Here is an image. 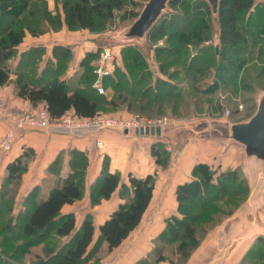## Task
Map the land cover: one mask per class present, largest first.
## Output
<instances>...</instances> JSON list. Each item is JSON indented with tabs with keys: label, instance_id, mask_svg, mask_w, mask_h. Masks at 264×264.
I'll return each mask as SVG.
<instances>
[{
	"label": "trees",
	"instance_id": "1",
	"mask_svg": "<svg viewBox=\"0 0 264 264\" xmlns=\"http://www.w3.org/2000/svg\"><path fill=\"white\" fill-rule=\"evenodd\" d=\"M46 1L0 0V85L13 83L16 95L34 106L43 104L52 119L68 110L93 117L104 114L103 108H124L149 116L167 111L182 115L183 109L200 110L206 103L222 109L215 103L219 93H227V104L234 95L246 94L244 102L254 110L252 95L261 85L256 86V81L264 78V69L258 67L264 62V2L220 0L214 44L211 40L216 32L209 4L204 0H170L169 11L150 32L151 40L167 36V45L156 48L164 77L153 79L145 56L137 47L127 46L123 66L103 79L104 87L108 83L114 86V95L108 97L93 86L95 74L90 62L97 50L87 51L80 68L67 76L73 59L70 45L19 47L28 33L37 37L64 26L98 31L118 12L126 17L137 13L126 11L127 0H55V11ZM189 45L197 50L193 57ZM156 137L151 154L157 164L166 166L171 151L161 136ZM35 157V151L25 147L7 164L0 181V264H99L140 224L153 198L155 174L140 177L129 172L124 181L105 161L90 185V203L95 206L115 191L122 201L96 233L91 213L78 225L73 212L62 211L64 205L84 196L88 159L79 151L72 154L65 174L61 172L62 156L47 168V172L57 173L53 185L45 189L36 185L17 202L23 175ZM248 194L240 168L218 170L197 162L191 179L176 186L178 213L165 219L152 253L135 264H185L206 234L231 216ZM257 245L263 248L256 250L255 241L239 264L264 260V237L258 238ZM168 246L174 248L176 257L166 255Z\"/></svg>",
	"mask_w": 264,
	"mask_h": 264
},
{
	"label": "crops",
	"instance_id": "2",
	"mask_svg": "<svg viewBox=\"0 0 264 264\" xmlns=\"http://www.w3.org/2000/svg\"><path fill=\"white\" fill-rule=\"evenodd\" d=\"M60 34L63 32L46 33L37 37L26 36L19 49L23 50L37 44H43L48 48L55 43L66 44V41L60 40L65 36L61 37ZM91 49H87L86 52ZM83 56L84 52L75 53L69 76L78 70ZM0 100L17 111L43 107V104L34 106L28 100L16 95L13 83L0 85ZM242 109L235 108V111L240 112ZM256 109L257 98L253 112L251 111L246 118L252 116ZM231 114L224 113L213 117L212 119L223 120L222 123H206L200 134L188 136L185 140L180 138L181 133L175 132L178 128L183 130L186 124L182 123L185 122L178 121L173 124L180 125L177 129L171 128L168 133L170 136L161 137L167 142L168 147L172 148L166 166L157 164L151 154V145L158 140L156 135L122 133L110 129L98 135L70 137L62 134L48 135L37 130H16L12 149L0 155V181L5 174L7 164L21 154L25 147H31L36 153L28 171L23 175L20 192L25 194L40 184L41 178L47 173V168L58 156H62V167H70L69 161L75 151L84 154L88 159L86 181L90 183L98 176L105 161L111 172L121 173L124 181L127 180L129 172L140 177L155 174L153 198L142 221L118 247L101 259L103 264H135L140 258L152 253L154 240L163 230L165 219L178 213L175 189L179 183L191 179L194 164L205 162L218 170L240 168L246 180L248 179V187H251L250 195L248 194L243 202H246L244 207L237 208L231 216L212 228L185 263L239 264L253 243L255 241L257 243L259 237H264V160L256 156V167H251L254 159L246 154L242 144L230 138L228 123L240 121L231 118ZM195 118L186 120V123L194 121ZM10 127L9 123L0 120V136ZM97 141L103 143L102 148L98 147ZM121 201L118 191H115L109 199L92 206L90 196L86 192L82 200L64 205L62 211L73 212L78 225L88 213H91L97 233L98 226L109 217Z\"/></svg>",
	"mask_w": 264,
	"mask_h": 264
},
{
	"label": "rangeland",
	"instance_id": "3",
	"mask_svg": "<svg viewBox=\"0 0 264 264\" xmlns=\"http://www.w3.org/2000/svg\"><path fill=\"white\" fill-rule=\"evenodd\" d=\"M146 1L147 0H127L126 11L127 12L131 11L133 13H137V15L135 17H131L130 13H128V16L126 17L125 15H122L123 13L118 12L116 15V18L112 22L105 24L104 28L100 29L98 31H92V30H88V29L69 30L65 26L61 30L57 31V32H60V31L63 32V34H60V36L61 37L65 36V37L62 39H60L61 38L60 37L59 39L66 41L67 43L65 45H70L73 49V59L69 63V67H68V70L66 73L67 76H69L71 74L69 72V70H70L71 65L73 64L75 53L84 52V54H85L86 50L89 48H92L90 51H94V47H96L97 52H96V56L92 59V61L97 57L99 51H101L104 48H108L117 54L115 56L113 72L105 75V76H112L115 72V69L117 67H119V65L123 66V64H124V57H125L124 56V48L127 46H135L141 51L143 56H145V60L147 62L149 71L152 74V78L156 79L158 76L164 77L160 71L159 62L156 58V48L165 47L167 45V42H166L167 36L164 35V36H162L156 40H151L150 32L154 26L151 28L150 31H148L146 34H144L142 36L132 37V36L128 35L130 27L133 25V23L139 17V14L141 13L142 9L144 8V4ZM204 1H206V0H204ZM257 1H258L257 2L258 4L261 2H264V0H257ZM46 5H47V7H49V9L51 11L56 10V1L55 0H47ZM59 9H60L61 13H63L61 5H59ZM169 9H170V6L168 5V8H166L164 11L168 12ZM161 17H160V19H161ZM211 21H212L213 28L216 32L215 36L213 37L214 39H212L211 41H213L215 44V43H217L216 37H217L218 25H217V18H215V14L213 13L212 10H211ZM50 33L52 34L55 32H50ZM27 36L31 37L32 35L28 33ZM43 40L44 39H41V41H43ZM45 41H47V40H45ZM50 43H52V42H50ZM206 43L208 44V42H205V44ZM75 49H77L76 52H74ZM189 49L191 52V57H193L197 54V50L194 48L193 45H189ZM92 61L90 62V65L93 68V66L91 64ZM258 67H262L259 69H264V62L259 63ZM79 68H80V66L78 65V69ZM258 85H260V87H258L256 89V92L252 95L253 96L252 101H254L255 104H256V98L259 96V93L264 91V78H262V80H260V81H256V86H258ZM113 87L114 86L109 85V83H108V85H106V87H105V92L103 94L105 96L112 97L114 95ZM221 94L222 95H220V93L218 94L219 98H218V100L215 101V103L221 104L222 109H218L217 106H215L214 104L209 105L208 103H206L202 107V109H200V110H196L192 107L190 108V110L183 109L181 111L182 115H174L173 113H171V111L170 112L167 111L161 115L155 114V115L149 116L147 114L129 112L128 110H126L124 108H119V109L103 108V109L105 111L104 114H111V115H115V116H124V117L147 116V117H155V118H162V119L166 118L168 120L164 124V126L165 125H173L178 121L186 122V120H189L192 117H196L195 121L201 120L203 118H213L215 116L218 117V116H220V114L223 115L226 110H229L231 113H233V114H231L232 115L231 118H234L237 121L247 119L246 116L251 111H249L250 109H248L250 104H248L247 102H244L246 94L239 93L238 95H234V97H232L231 104L226 103V99L228 97H225V96H227V93H221ZM239 104H243V109L240 112L235 111V108L237 109V106ZM170 151H172V150L170 149ZM71 157H72V155H71ZM67 170H69V167H62L61 172L63 174H65L67 172ZM56 178H57L56 172H54V171L53 172L52 171L47 172L46 174L43 175V177L41 178L42 181L38 185H39V187H41V189L49 188L51 185H53L55 183ZM90 185H91L90 182L85 181L84 196L86 195V192L89 195ZM21 187H22V185H21ZM21 187H20V189H21ZM20 189H19V195L17 198V202H20L21 198L25 194L24 192L23 193L20 192ZM124 190H126V189H124ZM84 196H83V198H84ZM17 206H15L16 209H17ZM154 242H155V240H154ZM260 248H263V246L257 245V243H256V250H258ZM34 249L35 248H33V250ZM166 255H168L172 258L176 257L175 252H174V248L172 246L166 247ZM263 261H264L263 259L261 260V259L256 258V261H253V262L256 264H263L264 263ZM166 263L170 264L169 261H166ZM99 264H103V263L100 261Z\"/></svg>",
	"mask_w": 264,
	"mask_h": 264
},
{
	"label": "built area",
	"instance_id": "4",
	"mask_svg": "<svg viewBox=\"0 0 264 264\" xmlns=\"http://www.w3.org/2000/svg\"><path fill=\"white\" fill-rule=\"evenodd\" d=\"M1 15V10H0ZM117 54L108 48L99 51L97 57L92 61L95 80L93 86L99 93L105 92L103 79L105 75L113 72L115 56ZM243 108V104L237 106ZM230 115L229 110L225 111ZM0 120L6 121L11 125L7 131L0 136V155L12 149L15 141L16 130H37L48 135L62 134L70 137H84L98 135L103 131L114 129L122 133H137L141 128L163 127L168 119L147 116H115L97 114L93 117H81L73 110L66 111L60 118L52 119L44 108L30 110H14L5 102L0 100ZM99 148L103 147L101 141H97ZM170 150V147H167Z\"/></svg>",
	"mask_w": 264,
	"mask_h": 264
},
{
	"label": "water",
	"instance_id": "5",
	"mask_svg": "<svg viewBox=\"0 0 264 264\" xmlns=\"http://www.w3.org/2000/svg\"><path fill=\"white\" fill-rule=\"evenodd\" d=\"M206 1L215 14L218 25V10L220 0ZM169 2L170 0H147L144 4V8L139 14V17L130 27L128 35L132 37L142 36L150 31L151 28L160 19V17L167 12L164 10L168 8ZM222 121L223 120L221 119L203 118L201 120L182 123L186 124L183 130H180L178 128V126L180 125L179 124L176 126L165 125L163 127H151L149 129L141 128L137 133L151 134L162 137L168 135V133H170L171 131V128H178V130H175V132L181 133L180 138L182 140H185L188 136H195L200 134L199 132L202 130L204 124L210 122L222 123ZM228 124L230 126V138L244 146L246 154L254 159L251 167H256V156L264 160V91L259 93V96L257 97V109L252 116L245 120ZM125 133H127V130H125ZM249 192L251 193L250 186ZM245 203H242L238 207V209L244 207ZM252 207L254 208L255 205H253Z\"/></svg>",
	"mask_w": 264,
	"mask_h": 264
}]
</instances>
